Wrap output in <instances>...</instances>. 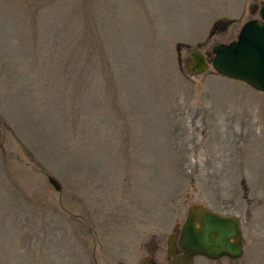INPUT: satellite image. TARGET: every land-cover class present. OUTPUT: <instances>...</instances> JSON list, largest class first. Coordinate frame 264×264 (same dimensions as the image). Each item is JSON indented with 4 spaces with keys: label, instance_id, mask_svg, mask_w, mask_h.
Wrapping results in <instances>:
<instances>
[{
    "label": "rangeland",
    "instance_id": "374dc122",
    "mask_svg": "<svg viewBox=\"0 0 264 264\" xmlns=\"http://www.w3.org/2000/svg\"><path fill=\"white\" fill-rule=\"evenodd\" d=\"M263 5L0 0V264H170L192 205L264 264V93L190 57Z\"/></svg>",
    "mask_w": 264,
    "mask_h": 264
},
{
    "label": "water",
    "instance_id": "95a60500",
    "mask_svg": "<svg viewBox=\"0 0 264 264\" xmlns=\"http://www.w3.org/2000/svg\"><path fill=\"white\" fill-rule=\"evenodd\" d=\"M257 9L254 7L252 13ZM260 16L242 27L237 40L214 46L211 62L200 50L191 51L194 73L205 74L212 66L217 74L264 93V5ZM50 181L56 190H61L57 180L50 178ZM168 246L171 264H194L197 256L213 261L239 260L245 253L242 223L236 216H224L205 206L192 205L180 235L170 236Z\"/></svg>",
    "mask_w": 264,
    "mask_h": 264
},
{
    "label": "flooded vegetation",
    "instance_id": "af4514ba",
    "mask_svg": "<svg viewBox=\"0 0 264 264\" xmlns=\"http://www.w3.org/2000/svg\"><path fill=\"white\" fill-rule=\"evenodd\" d=\"M257 12H259V11H257ZM191 62H192V61H191ZM176 234H177V235H179L178 233H176ZM178 254H180V255H181V254H182V251H181V250H179V251H178Z\"/></svg>",
    "mask_w": 264,
    "mask_h": 264
}]
</instances>
